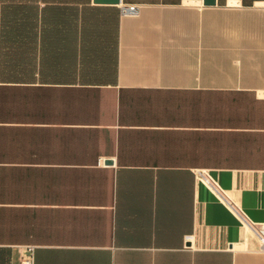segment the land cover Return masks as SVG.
Returning a JSON list of instances; mask_svg holds the SVG:
<instances>
[{
  "label": "crops",
  "instance_id": "0c3cea01",
  "mask_svg": "<svg viewBox=\"0 0 264 264\" xmlns=\"http://www.w3.org/2000/svg\"><path fill=\"white\" fill-rule=\"evenodd\" d=\"M121 4L0 68V264H264V0Z\"/></svg>",
  "mask_w": 264,
  "mask_h": 264
},
{
  "label": "trees",
  "instance_id": "16d2710c",
  "mask_svg": "<svg viewBox=\"0 0 264 264\" xmlns=\"http://www.w3.org/2000/svg\"><path fill=\"white\" fill-rule=\"evenodd\" d=\"M91 0H0V26L3 40L2 65L9 77L26 67L27 56L40 41L41 53L48 47L57 55L71 47L81 10ZM1 37V35H0ZM19 54L21 59H19Z\"/></svg>",
  "mask_w": 264,
  "mask_h": 264
},
{
  "label": "built area",
  "instance_id": "2783aa9c",
  "mask_svg": "<svg viewBox=\"0 0 264 264\" xmlns=\"http://www.w3.org/2000/svg\"><path fill=\"white\" fill-rule=\"evenodd\" d=\"M119 9H120V13L122 15L125 14H136L139 10V6L137 4H120L119 5ZM197 176H199L202 181L214 192H216L217 194H221V189L217 184V181L210 178L206 173L204 172H200L197 174ZM223 193V192H222ZM240 218L242 219L243 222L249 223L245 216H243V214L238 213ZM250 225V229L252 230V232L254 233V235L257 237V239L260 242L261 248L264 249V223L263 224H249ZM28 255L22 257L20 264H35L34 263V252H33V247H29L28 248Z\"/></svg>",
  "mask_w": 264,
  "mask_h": 264
},
{
  "label": "water",
  "instance_id": "95a60500",
  "mask_svg": "<svg viewBox=\"0 0 264 264\" xmlns=\"http://www.w3.org/2000/svg\"><path fill=\"white\" fill-rule=\"evenodd\" d=\"M94 4H101V5H120L121 0H92ZM204 5H215L216 0H203Z\"/></svg>",
  "mask_w": 264,
  "mask_h": 264
}]
</instances>
